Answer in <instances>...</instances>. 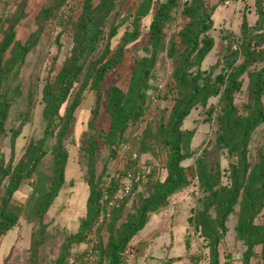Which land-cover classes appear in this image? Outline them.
I'll return each instance as SVG.
<instances>
[{
	"label": "rangeland",
	"instance_id": "1",
	"mask_svg": "<svg viewBox=\"0 0 264 264\" xmlns=\"http://www.w3.org/2000/svg\"><path fill=\"white\" fill-rule=\"evenodd\" d=\"M154 0L149 14L141 21V35L128 43L124 48L123 62L109 74V79L127 90L133 64L136 59L152 53L147 44L146 33L149 31L153 15L160 2ZM190 1V0H189ZM84 0H65L63 6L44 25L40 39L27 54L20 75L13 83L19 84L21 95L11 107L5 124L6 133L0 137V155L8 172L3 179L0 190V208L14 210L18 215L15 226L0 238V264H30L34 260V243L32 242V211L34 198L47 190L53 181L52 159L58 148L57 131L48 140L44 148L48 151L42 158L37 170L30 177L24 178L9 201L4 204L6 188L12 173L19 163L25 161L28 154L41 145L44 137L46 120L44 119V89L54 82L57 74L68 61L74 46V26L81 13ZM212 11L213 28L210 35L214 38V46L204 59L201 68L212 72L215 77L223 68L225 36L239 45L241 24L246 16L250 25L258 20L256 0H206ZM139 0H119L111 22L119 25L118 34L110 40L111 56L118 48L125 32L133 30V20ZM50 5V0H0V43L6 30L14 25L16 39L26 43L30 35L39 27L37 18L43 7ZM184 5L172 11V19L165 30L164 47L158 49L156 64L151 72L150 89L148 90L147 111L125 135L124 140L115 146L116 154L108 156V148L98 137L101 154L96 164L95 174L98 177L107 162L106 172L126 171L130 169L134 175L141 174L140 183L134 185V193L127 201L112 202L106 212L104 223L94 230L101 240L102 249L117 237L122 222L133 210V201H140L141 196L150 197L154 192L152 180L164 181L167 176L168 153L164 148L161 124L169 122L174 105L176 91L173 88V60L168 56V48L172 40L179 44V32L188 21L182 14ZM105 36L98 50L89 59L99 60L106 43ZM264 47V42L262 45ZM235 47V46H234ZM10 56L9 51L5 54ZM103 58L106 61L108 58ZM256 64L251 69L261 67ZM84 81V73L75 82L67 101L60 109V116H65L71 107L72 99ZM249 73L242 76L241 90L236 93L235 103L240 112L248 100ZM108 87V84H106ZM95 93L88 88L80 105L72 111L71 132L62 140V146L68 151L69 158L65 169V182L50 206L45 217L44 245L38 247V257H43L48 264H57L60 255H66L65 264H83L82 254L90 245L88 240L92 223L89 217L90 187L86 175H90L93 156L80 147L82 133L87 130L89 121L97 108ZM264 101V96H263ZM106 107V96L99 105L100 126L109 127V118L102 115ZM224 104L220 95L212 97L208 103L194 107L184 120L182 129L192 132L189 146L184 150L187 157L182 161L190 184L173 193L165 207L158 212L148 214V222L130 241L124 252L123 264H212L213 258L208 241L201 235V229L194 222V216L201 208V199L205 195L200 187L196 173V159L205 155L213 163H219L221 184H232V172L239 165L238 154L216 145V136L220 127V115ZM101 117V118H100ZM12 129L19 130V136L12 141ZM131 152L137 153V161L131 160ZM264 157V123L251 134L246 158L249 171L252 166ZM105 172V173H106ZM249 173V172H248ZM246 173V175H248ZM99 180V178H98ZM97 183V181H96ZM133 184V181L131 182ZM139 199V200H138ZM241 201V198H240ZM240 206L235 207L227 220L228 230L218 245L219 264H243V258L249 249L246 239L238 236L236 229ZM215 208L211 215L215 216ZM254 223L264 230V208L254 216ZM86 238L80 240L81 235ZM92 233V235L94 234ZM253 238L251 237V240ZM97 253L92 264H108L103 250ZM250 264H264L262 244L256 243L252 248Z\"/></svg>",
	"mask_w": 264,
	"mask_h": 264
},
{
	"label": "trees",
	"instance_id": "2",
	"mask_svg": "<svg viewBox=\"0 0 264 264\" xmlns=\"http://www.w3.org/2000/svg\"><path fill=\"white\" fill-rule=\"evenodd\" d=\"M64 1L50 0V5L42 8L37 18L39 27L30 35L26 43L16 39L14 25H11L4 34L0 43V137L6 133L5 124L11 107L21 95L20 85L13 83L20 75L27 54L37 45L44 25L55 16ZM118 1L84 0L81 13L74 26V46L71 55L54 82L44 89L43 114L46 128L41 145L31 151L25 161L17 165L6 188L4 204L12 197L20 182L37 170L43 156L48 152L44 148L46 140L57 131L58 148L54 151L52 159L53 181L47 190L34 198L32 203L34 260L30 264H48L43 257H38L37 250L45 243L46 214L65 182L69 153L61 144L71 132L72 111L80 105L84 92L88 88L95 93L98 106L94 110V116L89 121L87 130L80 138L81 149L93 156L91 165L93 167L90 168V175H86V179L91 191L89 217L94 220L87 232L95 227L99 228L100 225H97L99 216L106 215L112 202L127 201L126 199L134 193V185L140 183L136 181L135 174L132 178L130 193L120 197L118 194L122 180L125 172L131 171L130 169L122 173L121 178H108L111 172H106L108 165L105 162L103 172L98 177L96 176V164L101 157L100 151L98 152V137L102 138L103 145L108 148V156L113 158L116 154L115 146L124 140L127 129L146 113L148 90L151 87L149 81L156 64L157 52L158 49L164 47L165 30L172 19V11L181 2L184 5L182 14L188 21L178 34L179 44L172 40L168 48V56L174 62L172 78L176 97L171 119L167 123L162 121L160 129L164 148L168 153L167 176L164 181H150L154 185L153 194L146 198L139 197L140 201H133V210L122 222L117 237L112 238L103 249L101 240L95 244L94 248L97 249V253L100 249L103 250L108 264H123L126 247L133 237L145 227L148 214L158 212L167 205L173 193L190 184L182 161L187 157L184 150L189 146L192 132L189 135L182 129V125L194 107L199 104L205 105L210 98L220 95L224 107L219 118L220 127L216 136V145L228 149L233 154H238L240 161L239 165L233 169L232 184L223 186L219 163H213L205 155L197 157L196 173L205 195L201 199V208L193 220L201 229V235L208 241L207 245L211 248L213 258L212 264H219L218 245L228 230L226 225L228 217L234 213L235 207L239 204L236 229L238 236L246 239L249 246L243 258V264H250L251 251L256 243L262 244V258L264 259V230L262 226L254 223V216L264 208V157L262 161L254 164L250 171L246 158L252 132L264 123V47L261 46L264 42V0H256L258 20L255 25H250L247 17H243L242 40L239 45H233L234 40L231 37H224V65L215 77L212 72L201 68L204 59L214 46V38L209 33L213 28V14L206 0L160 2L153 15L149 31L146 33L147 44L152 47L153 51L135 60L127 90L109 79V74L123 62L125 46L140 37L141 21L149 14L154 0H139L133 20V30L125 32L118 48L109 56L112 52L110 40L119 32V25L111 22ZM105 36L108 42L100 59H89L96 53ZM8 51L10 56L6 59L5 54ZM108 56L109 58L104 61L103 58ZM259 63H262L261 67L251 69ZM82 73H84V81L76 91L71 107L65 116H60L62 105L67 101L75 82ZM245 73H249L248 100L243 106V112H240L235 103V96L241 90L242 76ZM105 96L106 107L102 115L108 116L109 127H103L102 121H99L100 126L97 128L96 122L101 115L99 105ZM11 131L14 142L19 136V130L12 129ZM137 159L138 157L132 161H137ZM4 164V158L0 155V190L3 179L8 175ZM105 184L106 187L103 190ZM106 194L107 198H104ZM212 208H215V216L211 215ZM17 220L18 215L14 210L6 211V206L0 208V238L15 226ZM86 235L87 233L81 235L80 240L86 238ZM85 254L86 251L82 254L81 261L83 264H88L84 261ZM65 261L66 255H60L57 264H65Z\"/></svg>",
	"mask_w": 264,
	"mask_h": 264
},
{
	"label": "built area",
	"instance_id": "3",
	"mask_svg": "<svg viewBox=\"0 0 264 264\" xmlns=\"http://www.w3.org/2000/svg\"><path fill=\"white\" fill-rule=\"evenodd\" d=\"M189 0H184V2H187ZM137 158V153L135 152H131V160H136ZM125 171H114L111 173L110 177L108 178H121L122 177V173H124ZM134 177V173L132 171H128V172H125V176L123 178V182L121 184V190H120V193L118 194V196H126L130 193L131 191V182H132V178ZM141 178V174L140 173H137L136 176H135V179L136 181H139ZM108 182V181H106ZM106 187V184L103 188V190L105 189ZM117 196V197H118ZM104 198H107V194L104 195ZM104 217L105 215L101 214L98 218V224L99 223H103L104 221ZM97 229L96 227L93 228L91 230V235H89L88 237V240L90 241V245L88 246L87 250H86V254L84 256V261H86L88 264H92L95 262L96 258H97V249H95V243H96V240H97V236L95 235L94 233V230ZM92 233H94L92 235Z\"/></svg>",
	"mask_w": 264,
	"mask_h": 264
}]
</instances>
